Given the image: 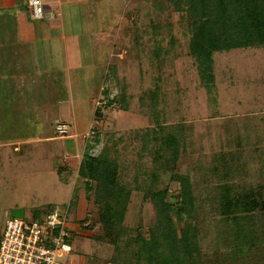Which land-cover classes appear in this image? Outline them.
Instances as JSON below:
<instances>
[{
    "label": "rangeland",
    "instance_id": "obj_1",
    "mask_svg": "<svg viewBox=\"0 0 264 264\" xmlns=\"http://www.w3.org/2000/svg\"><path fill=\"white\" fill-rule=\"evenodd\" d=\"M22 2L26 0L0 7V45L14 43L12 49L0 48V105L5 106L0 119V225L11 211L31 222L56 207L72 228L81 224L83 232L72 230V252L60 260L147 264L139 258L138 239H149L157 222L148 191L169 188L168 199L174 202L180 192L172 178L177 172L192 180L203 257L233 253L240 243V223L253 234L251 241L264 244L262 203L249 212L226 206L229 196L234 200L264 188V46L215 51L214 82L208 85L190 53L191 28L184 13L168 0H120L129 3L125 12L108 0L97 5H108L109 14L95 7L90 16H67L69 30L44 31L25 52L29 55L20 62L22 68H9L7 50H26L20 30L48 25L18 16ZM126 23L129 28L121 33ZM30 35L36 38L34 32ZM71 36L74 50L79 48L77 60L66 56ZM58 122L69 123L71 134L93 129L98 143L95 136L55 137ZM168 133L182 142L175 164L163 145ZM76 139L93 145V155L108 148L119 162L122 183L132 191L121 225L94 221V193L88 199L84 183L78 182ZM65 156L73 160L65 161ZM225 187L231 191L223 198ZM184 226L178 223L180 230Z\"/></svg>",
    "mask_w": 264,
    "mask_h": 264
},
{
    "label": "trees",
    "instance_id": "obj_2",
    "mask_svg": "<svg viewBox=\"0 0 264 264\" xmlns=\"http://www.w3.org/2000/svg\"><path fill=\"white\" fill-rule=\"evenodd\" d=\"M168 1L176 11L187 16L191 28L190 53L208 85L214 82L215 51L264 46V0ZM104 92L107 93L106 90ZM110 102L112 103L111 99ZM4 108L5 106L0 105V119H3L1 115ZM100 116L98 108L96 117ZM2 128L0 126V131ZM98 135L95 131V143H98ZM4 140L8 141L6 137ZM163 145L170 150L173 163H177L182 147L179 136L168 133ZM92 148L93 145L86 146L77 172L78 182L84 183L88 199L90 193H94L98 208L94 221L108 227L119 226L126 217L132 191L122 183L119 162L110 156L109 149L105 147L99 155H93ZM62 172L58 170V174L63 175ZM172 178L180 186L174 202L168 199L169 188L148 191L149 198L155 200L157 222L151 228L149 239H138L140 259H144L147 264H264V244L251 241L253 234L248 233L243 223L238 226L240 231L236 236L240 243L233 253L216 252L212 257H203L194 223L195 194L191 177L175 172ZM230 191L229 187H225L222 197L225 194L229 196ZM226 201L227 208L235 211L249 212L260 203L264 208V188L245 196H237L234 200L229 196ZM180 222H185L181 230L178 227Z\"/></svg>",
    "mask_w": 264,
    "mask_h": 264
},
{
    "label": "built area",
    "instance_id": "obj_3",
    "mask_svg": "<svg viewBox=\"0 0 264 264\" xmlns=\"http://www.w3.org/2000/svg\"><path fill=\"white\" fill-rule=\"evenodd\" d=\"M33 16L41 19L45 16V5L42 0H29ZM70 124L58 122L55 128L59 137L93 138L95 131L79 135L69 132ZM19 150V147L15 148ZM70 160L69 156L63 158ZM67 215L56 207H50L42 218L33 221L19 216L7 220L4 233L0 239V264H69L60 260L72 252L70 238L73 228Z\"/></svg>",
    "mask_w": 264,
    "mask_h": 264
},
{
    "label": "crops",
    "instance_id": "obj_4",
    "mask_svg": "<svg viewBox=\"0 0 264 264\" xmlns=\"http://www.w3.org/2000/svg\"><path fill=\"white\" fill-rule=\"evenodd\" d=\"M8 1H12V0H0V7L2 8H9V3ZM44 2V5H45V16L41 19H37L33 16V12H32V9L29 7L28 5V2L29 0H26V3H23L19 6V9L22 11V13H19V10L17 11L18 13V16H27V20H29L30 22L35 19V20H46V23H48V25L44 23V25L42 24H39L37 25V27H35V29L33 30H29L28 28L26 29H21L20 32H21V42L24 44V46L26 47V50L24 52H19V53H16L15 51L12 52V50H7L8 52V57H6V59L10 62V63H7V65H9V68L10 67H13L14 65L20 68H22L23 65H21V61L23 60V57L24 55L28 54L25 52L34 47V41H37L40 36H42L44 34V31H47V35H50L51 31L52 30H55V29H63L65 31L69 30V24L66 25L67 21H66V17L67 16H71V17H74V16H77L79 15L80 13H84L85 12V15H91L92 13H94L93 11L95 10V7H99V8H104L105 10L102 9L101 13H106V14H109L108 10H106L108 7V5H104V6H98L101 1H108V0H42ZM111 1V0H110ZM113 1V0H112ZM117 2V5L119 8L123 7V11L125 12V7H128L129 6V3L126 2L125 4H120V0H115ZM129 1V0H127ZM100 2V3H99ZM98 3V5H97ZM79 8H81V12L79 11ZM69 9V11L67 10ZM123 11H122V15H123ZM132 14V13H131ZM127 15H130V14H124V17L126 18ZM27 27V26H25ZM128 23H126V25H122L120 31L122 33V31L126 32L127 29H128ZM33 33L34 32V37H36L35 39H33V36L30 35V33ZM45 36V34H44ZM62 38L65 37V39L68 41V38L69 36H66V35H62L61 36ZM38 38V39H37ZM75 37L71 36V44H69V46L67 45L68 42L65 43L66 45V56L70 57L71 59L74 58V60H77L78 59V55L80 54L79 52V48L77 47L76 50H74L73 48V45H72V39H74ZM4 45H0V48H9V49H12V47L14 46V43H8L7 46L3 47ZM57 48V47H56ZM5 52V54L7 53ZM1 53V52H0ZM68 54V55H67ZM29 55V54H28ZM4 57V55H3ZM12 65V66H11ZM16 70V68H14V71ZM6 74L7 76L10 77L9 74V69L8 67L6 68ZM18 76V75H17ZM16 77V73H14V78ZM103 91H104V88H103ZM103 93V92H102ZM55 137H58V136H55ZM85 141L83 139L79 140V139H76L75 143H74V147H75V150L77 152V156L82 160L83 159V155H84V152H85V149H86V145H85ZM16 147H19V146H15ZM20 151V147H19V150ZM73 156H69L70 160ZM80 163L81 161L79 162V165L77 166V168H79L80 166ZM58 172V171H57ZM79 187H80V184H79ZM84 193V195H83ZM85 191L83 192V190L81 189V203L82 205L84 204V200H85ZM16 210L18 209H21L19 212L20 213H23V208H15ZM13 211H11L10 213V218L11 217H15V216H19V215H13ZM19 217H23V216H19ZM8 218V219H10ZM7 219V220H8ZM7 220L3 225H0V239L4 233V230H5V227H6V223H7ZM77 229L80 233H83L82 232V229H81V224L80 225H77L76 227H74L73 229ZM258 244H261L260 242ZM264 246V245H263Z\"/></svg>",
    "mask_w": 264,
    "mask_h": 264
}]
</instances>
